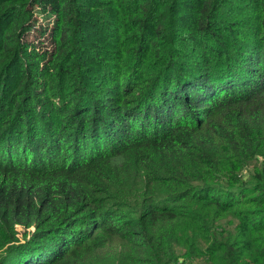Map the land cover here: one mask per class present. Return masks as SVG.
Wrapping results in <instances>:
<instances>
[{"label": "trees", "instance_id": "trees-1", "mask_svg": "<svg viewBox=\"0 0 264 264\" xmlns=\"http://www.w3.org/2000/svg\"><path fill=\"white\" fill-rule=\"evenodd\" d=\"M0 264H264V0H0Z\"/></svg>", "mask_w": 264, "mask_h": 264}, {"label": "rangeland", "instance_id": "rangeland-1", "mask_svg": "<svg viewBox=\"0 0 264 264\" xmlns=\"http://www.w3.org/2000/svg\"><path fill=\"white\" fill-rule=\"evenodd\" d=\"M37 26H39V25H37ZM34 36V35H33ZM49 51L51 52L52 51V48L51 49H49ZM19 228V230L21 231V233L23 232V230H24V227H18Z\"/></svg>", "mask_w": 264, "mask_h": 264}]
</instances>
